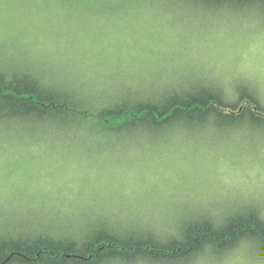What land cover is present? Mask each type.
<instances>
[{
    "label": "rangeland",
    "instance_id": "rangeland-1",
    "mask_svg": "<svg viewBox=\"0 0 264 264\" xmlns=\"http://www.w3.org/2000/svg\"><path fill=\"white\" fill-rule=\"evenodd\" d=\"M116 1L0 0V54H38L42 46L80 50L102 62L99 75L86 76L96 92L122 81L105 76L109 62L148 73L156 85L181 80L176 67L183 65L230 91L250 82L264 89V29L255 19H214L197 40L157 27L172 19L157 0ZM42 136L0 139V234L31 226L64 234L108 224L168 241L194 219L224 217L241 204L264 208L259 137L222 144L209 133L135 137L109 149L114 141L93 136L68 143ZM92 141L101 142L100 150H92ZM257 248L205 252L189 264H264Z\"/></svg>",
    "mask_w": 264,
    "mask_h": 264
},
{
    "label": "trees",
    "instance_id": "trees-1",
    "mask_svg": "<svg viewBox=\"0 0 264 264\" xmlns=\"http://www.w3.org/2000/svg\"><path fill=\"white\" fill-rule=\"evenodd\" d=\"M157 4L172 12V19L155 25L176 35L181 30L182 37L198 40V35L208 34L205 26L228 16L255 19V27L264 29V0H157ZM42 47L34 50L38 54H0V139L43 135L68 143L70 138L93 136L114 141L109 149L135 137L153 140L205 133L217 136L220 144L246 135L264 142L260 85L250 82L230 91L203 81L200 73L185 72L183 65L176 67L177 74H183L181 80L172 83L168 78L156 85L148 73L142 77L138 69L109 62L112 68L105 76L122 81L96 92L86 76L99 75L102 62L87 60L80 50L56 53ZM177 62L183 60L173 63ZM197 78L202 80L198 83ZM100 147L101 142L92 141L93 151ZM122 227L107 224L64 234L40 226L13 230L0 234V264H189L205 252L224 255L243 245L264 251V208L246 204L224 217L194 219L168 241Z\"/></svg>",
    "mask_w": 264,
    "mask_h": 264
},
{
    "label": "bare ground",
    "instance_id": "bare-ground-1",
    "mask_svg": "<svg viewBox=\"0 0 264 264\" xmlns=\"http://www.w3.org/2000/svg\"><path fill=\"white\" fill-rule=\"evenodd\" d=\"M197 82L199 83L200 82V80H202L201 78H197ZM258 250H260L261 248L259 247V248H257ZM261 251V250H260Z\"/></svg>",
    "mask_w": 264,
    "mask_h": 264
}]
</instances>
